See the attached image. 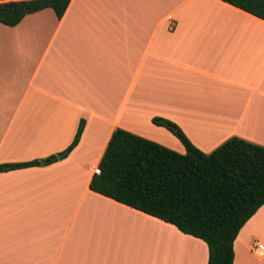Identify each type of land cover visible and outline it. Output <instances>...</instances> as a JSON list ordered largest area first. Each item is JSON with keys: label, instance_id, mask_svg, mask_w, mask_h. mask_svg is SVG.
<instances>
[{"label": "crops", "instance_id": "obj_1", "mask_svg": "<svg viewBox=\"0 0 264 264\" xmlns=\"http://www.w3.org/2000/svg\"><path fill=\"white\" fill-rule=\"evenodd\" d=\"M152 117L208 153L231 136L264 146V20L222 0H70L0 23V264H207L174 225L92 191L120 127L180 153ZM263 250L258 252L256 245ZM233 264H264V204Z\"/></svg>", "mask_w": 264, "mask_h": 264}, {"label": "trees", "instance_id": "obj_2", "mask_svg": "<svg viewBox=\"0 0 264 264\" xmlns=\"http://www.w3.org/2000/svg\"><path fill=\"white\" fill-rule=\"evenodd\" d=\"M70 0H0V23L16 25L51 7L60 18ZM264 20V0H222ZM183 145L180 153L156 141L116 128L89 188L202 239L207 264H233V243L243 225L264 204V146L231 136L211 152L198 149L173 121L152 117ZM84 128L81 119L71 143L59 154L0 164V172L39 166L67 156Z\"/></svg>", "mask_w": 264, "mask_h": 264}, {"label": "built area", "instance_id": "obj_3", "mask_svg": "<svg viewBox=\"0 0 264 264\" xmlns=\"http://www.w3.org/2000/svg\"><path fill=\"white\" fill-rule=\"evenodd\" d=\"M99 173H100V169L98 167H95L94 174H99ZM256 247H257L258 252L261 253L263 250V246L261 244H257Z\"/></svg>", "mask_w": 264, "mask_h": 264}]
</instances>
